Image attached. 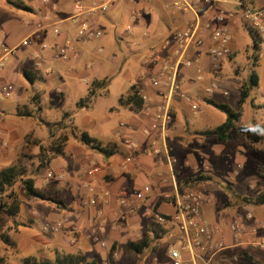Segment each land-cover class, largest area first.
I'll return each mask as SVG.
<instances>
[{
  "label": "crops",
  "instance_id": "obj_1",
  "mask_svg": "<svg viewBox=\"0 0 264 264\" xmlns=\"http://www.w3.org/2000/svg\"><path fill=\"white\" fill-rule=\"evenodd\" d=\"M2 1L4 3H0V61L5 64V67L0 69V95L5 85L13 87V95L10 98L2 99L0 96V164L7 161V167L11 166L14 159L19 158L21 150L27 146L25 139L29 134L23 135L20 131L24 119L40 117L43 120L46 112L50 114L54 112L57 115L54 122L43 120L48 129L59 126L62 131L72 124L76 127L75 123L83 114V109L80 110L78 107H86L88 103L90 105L91 99L101 90H97L90 101L78 105L75 111L62 107L60 102L54 103L51 100L54 99L55 92L63 99L66 98L67 91L71 88V81L82 75L93 77L89 82L90 87L95 80H106L109 86L113 78L106 72L107 63L111 65L110 67L116 65L119 70L131 59L134 60L137 72L128 83L127 92L123 97L128 95L133 83L137 91L143 89L144 83H149L146 91L154 100L152 113L155 112L167 93L166 82L170 73L163 72L161 67L163 64L157 67L150 65L148 56L151 50H156L162 44L164 39L173 38L177 32L193 27L196 23V18L191 13L173 10L171 6L173 0L148 2L144 0H83L88 8L101 3H110V10L97 17V28L104 29L105 36L99 40L83 41L78 37L77 26L71 20L77 13L74 9V0H57L54 5H50L45 0H28L29 3L22 4L27 10L14 8L7 1L0 0ZM253 2L255 5H250L264 7V0H253ZM227 5L199 7L201 25L199 36L204 44L191 55L195 59V64L191 68L181 67L177 76V95L172 102L173 120L169 123L167 138L171 155L179 162L174 178L168 169L167 156L164 153L156 156L147 151L149 141L158 139L159 135L156 132L151 136L142 134V129L149 126L154 119L152 114H144L143 103L139 111L122 105L131 111L132 117L127 121H121L120 128L113 130L110 135H107L104 130L102 133L97 130L102 125L96 120L91 117L83 118L82 127H86L89 131L79 130L81 134L87 133L102 145L112 147L115 155L105 156L82 141L76 143L73 142L74 140H69L65 155L52 160L50 166L45 168L47 173L44 176L34 178L36 188L53 197L61 192L60 184L66 175L69 178L77 171L82 177L79 181L80 186L76 189L74 202L68 206V208L73 205L80 207L84 213L82 219H72L70 222L71 226L74 224L75 230L81 231V234L75 238L72 227L69 236H61L56 242V245L67 250L69 254L80 253L85 256L83 250L87 246L92 247V232L107 238L118 249L119 254H114L113 261L119 264H142V258L153 255L161 248L162 240L167 241L163 257L154 258L153 262L154 264H173L169 256L170 250L184 248L186 245L185 236L179 226L173 222L177 213L174 194L177 191L181 193L186 191L181 185L182 174L188 175L187 166L193 169L196 160L207 158L201 147V143L205 142L207 136L202 135V132L218 127L212 126L208 121L213 115L219 117V110L209 106L206 99L226 103L223 100L227 96L230 102L227 105L234 109L232 103L236 97H241V80L238 79L240 77L238 71L234 67L235 78H233L223 68L225 61L231 60L232 57L225 58L216 67L207 55L208 48L214 45L207 23L219 12H225L231 18L233 17L229 22L232 32L230 49L233 52L232 55L236 54V34L240 32L244 20L239 8L233 6L235 10L230 12ZM123 14H127L131 19V23L127 25H133L131 34L125 32L126 26L123 29V35L118 33L116 25H119L118 18ZM103 17L107 19V22L113 23L112 33L106 31L108 27L103 25L107 24L103 22ZM19 30H22V36L16 40L14 32ZM55 31L59 34L57 35ZM27 38L31 39V46L21 47V42ZM66 40L71 41V47L68 59L63 61L55 57V52L64 45ZM3 45L11 52L5 53ZM165 54L166 62L173 64L172 50ZM23 55H25L24 58H22ZM99 58L106 59V64ZM199 75L202 80H198ZM152 80L157 81L155 82L157 84H153ZM181 93H188L192 103L199 106L197 113L192 111L189 103L180 98ZM34 97L36 101L33 100ZM226 120L227 118L223 117L221 124ZM122 123L125 124L124 127L121 126ZM125 139L138 143L142 147L140 152H134L125 143ZM27 149L35 155L39 154L37 150L39 147L34 144L27 146ZM132 153L135 159L134 164L129 170H123L122 159ZM118 155H121L120 161H116ZM95 167L98 168V172L90 175L89 170ZM49 173L53 174L54 178H49ZM59 176H63L64 179L60 180ZM146 185L152 186V193H148L144 201L135 202L134 212L122 208V199L130 198L135 191L143 190ZM201 185L198 186L201 187ZM210 194L207 192V195H204L205 203L201 217L206 223L223 228V232L218 237L223 240L227 249L219 252L209 249L205 252H197L194 256L184 251L185 264H245L244 261L264 264V251L244 243L237 244L236 238L227 229L232 221L243 219L246 214H236L235 210L226 208L224 204H213L217 197ZM82 195L84 200H81ZM57 205L59 204L50 201L26 198L20 214L27 216L31 213L34 218L37 215L34 211L40 210L45 212L46 220L54 222L64 217L68 218V210L61 205H59L61 209H56ZM64 205L66 207L67 203ZM258 208L262 210L263 207L256 206L254 211H251L255 220L246 223L249 227L260 221L264 223V214H261ZM156 215L172 217L171 221L166 219V222H163L167 231L164 238L156 242V249L147 251L144 256L126 252L125 244L129 241L139 242L149 231L150 222ZM257 234L262 238L264 230L259 229ZM105 244L106 247L101 246L103 249L109 247L108 243Z\"/></svg>",
  "mask_w": 264,
  "mask_h": 264
},
{
  "label": "rangeland",
  "instance_id": "obj_2",
  "mask_svg": "<svg viewBox=\"0 0 264 264\" xmlns=\"http://www.w3.org/2000/svg\"><path fill=\"white\" fill-rule=\"evenodd\" d=\"M13 1L21 4H27L30 2L28 0ZM47 1L50 5H54L57 0H45V2ZM251 2V0H248V3ZM0 3L4 2L2 1ZM227 7L230 12L235 10L233 6L227 5ZM105 19V17L102 18L103 22L107 24L103 25L108 27V30H106L107 32L112 33L113 23L107 22V19ZM130 20L131 19L127 14H123L122 17L118 18L119 25L116 26L119 35H123V29L131 23ZM100 30L103 31L104 29ZM249 30H252V28L247 25V23L243 22L240 32L236 34L237 47L235 50L237 55H231V60L227 59L223 68L230 74V77L235 78V67L240 76L238 79L241 80V89L243 84L249 88V76L253 69L254 57L259 56L261 66L257 68V72L260 76V85L254 87L249 92L250 94L246 101L243 102L242 97H236L232 105L234 109L240 113V121L237 122L238 131H257L263 137L259 142L254 144L247 142L242 136L229 142V144H219L216 141V138L207 137L205 142L201 143V147L207 155V158L196 160L193 169L192 167L187 166L189 170L186 169L188 171H185L190 176L182 174V178L188 179L196 178L201 175L210 177V181H203L200 183L202 184L201 187L198 186V188H195L194 190L200 191L204 193V195H207V192L211 193V196L217 197L213 201V204H224L226 208L235 210L236 214H249L251 211H254L256 206L248 204L245 200L253 201L257 196H260L261 194L264 195V37L261 35H259V37L256 36V40L258 41V47H256L254 38ZM21 31L22 30L14 32L16 40L22 36ZM233 36L235 37V35ZM24 57L25 55H23L22 58ZM99 60L106 64V59L99 58ZM110 66L111 65L108 63L105 66L108 68L106 71L107 74L111 75L113 78L109 86L100 89L101 91L91 99L90 105L88 103L86 107H78L80 110L83 109V114L75 123L77 128L74 127L73 124L62 131H60L59 126L52 127V130L56 132L57 136L66 134L69 137V140H74L73 142L77 143L82 141V134L79 130L89 131L86 127H82L84 117H91L96 120L97 123L102 125V127L100 126L97 130L101 133L104 130L105 133L107 132V135H110L113 130H118L121 121L131 119V111L128 108L123 107L120 104V100L127 92L128 83L132 76L134 75L135 77L136 75L137 71L134 65V60L131 59L119 70H117L116 65H113V67ZM92 78V76L87 77L82 75L81 77L73 79L71 81V88L67 91L66 98L63 99L54 91V99H52L51 102H60L62 107L75 111L77 106L80 105L81 100H85L88 97L90 88L89 82H91ZM223 101L227 104L230 103L227 96H225ZM218 113L220 114L219 117L213 115L210 117V121H208L212 126H219L223 117H225V119L227 118L225 113L219 111ZM45 115L46 117H44L43 120L49 121L50 123L54 122L57 118V115L54 112L52 114L46 112ZM43 120L40 117L24 119L20 128L23 135L27 133L29 134L25 139L27 146L31 144L38 146L39 149L37 150L39 153L40 147H47L51 141L50 129H48ZM51 126H53V124ZM206 130L209 131L212 129L209 128ZM27 146H24L19 158L14 159L11 165L21 163L28 169V176L31 178L44 176L47 173V169L40 166L39 160L36 158L37 155L28 151ZM120 159L121 155L116 156V161H120ZM6 162L0 164V169L7 167ZM81 178V175L77 171L76 173H73L71 177L69 176V178L68 175H66L64 181L60 184L59 189H61V192L56 196H53V199L57 201L60 200L63 204L61 207H64L69 212L68 218H61L68 220L61 232L57 235H53L46 234L43 231L42 227L46 222H53L46 220L44 211L35 210L34 212H37V215H35L34 218H32L31 213L27 216L20 214L15 220H11L6 227V233L13 242V245L8 246L3 242H0V264H23V259L28 257L54 262L58 255L69 254L67 250H63L59 245H56V242L60 240L61 236H69L71 234L70 228L74 226V224L73 226L70 224L72 219L80 220L83 218L84 213L81 211L80 207H74L73 205L68 208V206L70 204L72 205L74 202L76 189L80 186L79 181ZM14 189L19 198L24 202L26 197L24 196L23 186L18 183ZM84 199V195H82L81 200ZM64 203H67L66 207ZM262 207V210H260V208H258V210L261 214H264V206ZM56 209L61 208L57 205ZM110 227L112 229V226ZM73 228L72 234L76 238V236L81 234V231L79 232V230H75V227ZM91 235H93L91 240L93 242L92 247L87 246L85 250H83V254L88 258L96 260L97 264H112L114 254H119L118 249L114 248L111 242H109L107 238L101 237L99 233L97 235V233L92 232ZM103 242L108 243L109 247L103 249L101 247ZM166 245L167 241L162 240L160 243L161 248L153 253V255L142 258V264H154V258H162ZM48 246L50 248H48ZM91 259L89 260L92 261ZM244 263L258 264L257 262L250 261H244Z\"/></svg>",
  "mask_w": 264,
  "mask_h": 264
},
{
  "label": "built area",
  "instance_id": "obj_3",
  "mask_svg": "<svg viewBox=\"0 0 264 264\" xmlns=\"http://www.w3.org/2000/svg\"><path fill=\"white\" fill-rule=\"evenodd\" d=\"M146 2L150 0H144ZM235 6L239 8L242 13V18L247 25H249L255 32L264 37V7H254L245 3L244 0H173L171 6L173 10L183 13H191L196 18L195 26L188 27L184 30L177 32L173 38L168 37L163 40L162 44L158 46L156 50H151L148 56V62L153 67L162 65L163 72H169L168 81L166 82L167 93L164 96V100L158 105L155 112L152 113L153 98L146 91L149 87V83L143 84V89L138 90V96L141 103L144 104L145 115H150L154 117L153 121L149 126H145L142 129V134L144 136H151L152 133H158L159 138L150 140L149 147L147 151L151 154L159 156L165 154L168 169L171 173L172 178L176 174V169L179 162L176 158L171 155L169 146L167 145L168 138V127L172 117V102L177 95L176 83L177 76L181 67H192L195 64V59L191 56L196 50L203 46L204 41L199 36L200 17H199V7L210 5H227ZM170 6V5H169ZM74 9L77 11L76 15L71 19L72 22L77 26L78 37L83 41H94L102 39L105 35L104 32L97 28V17L101 13H107L110 10V3H101L94 5L90 8L86 7L83 0H74ZM233 18V17H232ZM232 18L225 12H219L211 18L207 23V29L211 31V39L213 46L208 48V57L217 67L226 57H231L232 51L230 49L232 45V32L230 30L229 22ZM133 25L126 26L125 32L131 34L133 31ZM58 35L59 32L55 31ZM32 41L30 38L24 39L21 42V47L27 48L31 46ZM71 47V41L66 40L64 45L60 46L56 52L55 57L59 60L66 61L68 59V52ZM5 53L11 52L6 46H2ZM46 48V47H45ZM172 50V55L174 57L173 64H168L165 60V53ZM5 64L0 61V69H4ZM198 80H202L201 75H199ZM157 81H153V84ZM131 87H135L133 83ZM227 94V93H226ZM13 95V87L10 85H5L2 88L1 98L8 99ZM180 98L185 102L189 103L192 111L197 113L199 111V106L193 104L192 99L188 93L179 94ZM121 126H125L124 123ZM125 143L130 146L134 152H140L142 147L136 142L129 139H125ZM133 153L126 156L121 161V167L123 170H129L131 165L134 164ZM98 172V168L89 170V174L93 175ZM49 178H54V175L49 173ZM60 180H63V176H59ZM152 186L146 185L143 190L135 191L132 196L128 199H122L121 206L124 209L134 212L135 202H142L145 200L148 193H152ZM174 202L177 208V213L174 216L173 222L177 224L185 236L186 245L184 248H173L169 252L170 259L173 264H185V259L183 252L186 251L191 256H194L197 252H205L209 249L214 250L213 252L224 251L227 249L226 244L223 240L219 239L220 233H222L223 228L219 225H210L202 219L201 213L202 208L205 203L204 193L196 190L179 192L174 194ZM254 214H246L242 219H236L232 221L228 226V231L234 235L237 244H246L264 251V236H258V230H264V223L258 222L256 225L249 227L246 223L253 222ZM160 222H166V220L159 215L155 216ZM68 222L67 219H61L54 222H46L43 225V231L46 234L57 235L61 232L62 228ZM102 247H106L103 242Z\"/></svg>",
  "mask_w": 264,
  "mask_h": 264
},
{
  "label": "trees",
  "instance_id": "obj_4",
  "mask_svg": "<svg viewBox=\"0 0 264 264\" xmlns=\"http://www.w3.org/2000/svg\"><path fill=\"white\" fill-rule=\"evenodd\" d=\"M8 4L13 6L14 8L20 10H27L21 3H16L13 0H5ZM245 3L248 0H244ZM251 3L254 4L253 0ZM252 37L255 41V46L258 47V41L256 40V36L259 37V34L255 32L253 29L249 30ZM255 47V48H256ZM260 66V58L259 56L254 57V64L252 72L249 76V88L246 87L245 84L242 85L241 89V97L242 101H246L249 97V92L254 88L260 85V76L257 72V68ZM108 84V81H98L95 80L89 90V96L87 99L81 101V105L87 101H90L91 97H93L97 90L105 88ZM36 101V97L33 99ZM206 103L225 113L227 116V120L224 121L221 125L216 127L213 130L204 131L202 135L209 137H215L216 140L220 143H228L239 136L244 137L247 142L254 144L259 142L262 139V135L257 131H238L237 122L240 121V113L231 108L227 103L217 102L212 99H206ZM120 104L123 106H129L134 108V110H141L142 103L138 96L137 89L132 87L127 96L122 97L120 100ZM56 126V125H55ZM50 129V137L51 141L47 147H40V153L36 156L39 160L40 166L42 168H48L55 158L65 155V148L69 141V137L64 134L57 136L56 132ZM61 130V129H60ZM82 142L90 147L91 149L97 150L105 156L115 155L114 150L110 146L102 145L97 142L95 139L91 138L87 133H83L81 136ZM178 173V172H177ZM179 174V173H178ZM28 169L22 165L21 163H17L11 165L9 167L0 169V242L11 246L13 242L10 237L6 233V227L11 220H15L21 213L23 200H21L18 194L15 191V187L18 183H20L24 188V196L26 198L42 200V201H50L55 204L62 205L61 201H57L53 199L51 195H47L46 193L39 191L36 188V181L34 178L28 176ZM210 177H206V175L197 176L196 178H183L182 180V189L183 190H194L200 183L203 181H210ZM248 204H253L255 206H264V195L257 196L255 200H245ZM157 209V208H156ZM160 217L167 219L168 221L172 220V217H168L166 215H159ZM167 228L165 227V223L158 221L153 218L150 222L149 231L142 237L139 242H127L125 244V251L130 254L137 256H144L147 251L156 249V242L160 241L164 238L166 234ZM115 248V247H114ZM113 248V249H114ZM23 264H97L96 260L90 261L86 256L80 254H63L58 255L54 262L37 260L35 258H24ZM112 264H119L115 261H112Z\"/></svg>",
  "mask_w": 264,
  "mask_h": 264
}]
</instances>
